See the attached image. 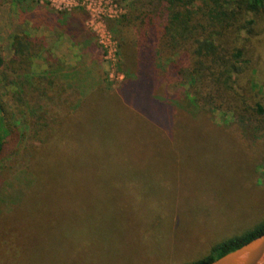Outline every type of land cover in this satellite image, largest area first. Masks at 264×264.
<instances>
[{"label": "rangeland", "instance_id": "rangeland-1", "mask_svg": "<svg viewBox=\"0 0 264 264\" xmlns=\"http://www.w3.org/2000/svg\"><path fill=\"white\" fill-rule=\"evenodd\" d=\"M38 1L84 16L96 48L82 54L67 35L32 26L19 19L13 5L5 4L0 6L5 59L12 56L14 35L43 37L54 62L61 65L51 72L54 68L36 57L35 73L51 72L75 90L77 100L100 81L107 90L116 89L124 76L106 22L122 9L112 0ZM73 110L33 111L23 119L9 118L6 148L0 157V264H177V259L200 257L203 243L213 233L220 237L229 226L249 220L256 202L234 208L228 195L232 186L226 190L227 210L218 209L227 182L222 171H215L217 144L196 120L177 124L172 140L145 134L151 149L167 159L165 164L139 160L144 156L142 147L138 155L134 148H118L114 141L122 132L116 124L105 122L100 129L109 138L110 150L97 168L92 162L80 164L78 147L95 138L96 126L87 122V112L75 123V115L67 117ZM214 115L217 123L232 118L220 111ZM36 123L40 131H34ZM76 132L80 139L73 142ZM60 134L69 141L62 142ZM258 172V182L264 185V163ZM200 211H210L211 217L203 219ZM169 224L170 231L159 230Z\"/></svg>", "mask_w": 264, "mask_h": 264}, {"label": "trees", "instance_id": "trees-1", "mask_svg": "<svg viewBox=\"0 0 264 264\" xmlns=\"http://www.w3.org/2000/svg\"><path fill=\"white\" fill-rule=\"evenodd\" d=\"M112 1L122 13L108 19L106 26L116 42L124 76L112 91L100 81L85 97L74 99L75 90L51 73L61 63L54 62L43 37L14 35L9 59L0 46V157L9 118L23 119L33 111L59 113L72 107L67 117L75 115V123L87 112V122L96 126V133L90 143H78L79 162H92L97 168L110 150L109 138L100 129L105 122L120 128L121 138L114 141L118 148H134L138 155L142 147L144 156L139 160L165 164L167 159L151 149L145 134L172 140L177 124L196 120L217 144L215 171H222L227 182L218 194V209L227 210L226 190L231 186L228 195L234 208L256 202L248 221L229 226L220 237L210 235L200 257L177 259V264H208L264 233V185L258 182L264 163V0ZM5 4L13 5L22 21L67 35L82 54L96 48L94 33L79 12L57 11L38 0H0V6ZM36 57L54 69L48 75L35 73ZM215 111L232 118L217 123ZM39 127L36 123L34 131ZM133 129L138 132H130ZM75 138L80 139L77 132L73 142ZM201 211L203 219L211 217L210 211ZM171 227L159 230L168 232Z\"/></svg>", "mask_w": 264, "mask_h": 264}, {"label": "water", "instance_id": "water-1", "mask_svg": "<svg viewBox=\"0 0 264 264\" xmlns=\"http://www.w3.org/2000/svg\"><path fill=\"white\" fill-rule=\"evenodd\" d=\"M208 264H264V233Z\"/></svg>", "mask_w": 264, "mask_h": 264}]
</instances>
